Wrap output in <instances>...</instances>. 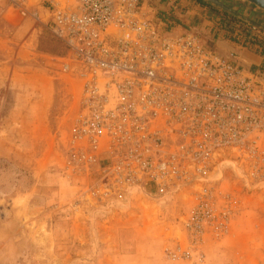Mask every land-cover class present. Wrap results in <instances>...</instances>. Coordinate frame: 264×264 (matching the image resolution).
Returning a JSON list of instances; mask_svg holds the SVG:
<instances>
[{
    "label": "built area",
    "instance_id": "2783aa9c",
    "mask_svg": "<svg viewBox=\"0 0 264 264\" xmlns=\"http://www.w3.org/2000/svg\"><path fill=\"white\" fill-rule=\"evenodd\" d=\"M5 1L31 15L27 0ZM63 1H49L45 25L67 47L61 71L82 86L67 170L96 175L94 197L146 183L159 195L190 191L189 236L228 232L232 199L218 204L215 179L235 161L249 179H264L261 75L193 32L166 30L141 0Z\"/></svg>",
    "mask_w": 264,
    "mask_h": 264
},
{
    "label": "rangeland",
    "instance_id": "374dc122",
    "mask_svg": "<svg viewBox=\"0 0 264 264\" xmlns=\"http://www.w3.org/2000/svg\"><path fill=\"white\" fill-rule=\"evenodd\" d=\"M49 1L27 0L31 15L26 17L9 2H0V27L7 32L14 33L25 22L41 24L35 13L44 25L37 46L25 45L28 53L17 56L9 47L12 54L0 52V78L8 80L6 90L0 91V264H264V179H249L245 163L227 164L225 176L215 179L218 204L222 207L226 198L232 199L228 232L208 233L200 240H193L185 226L195 207L190 191L159 195L153 183H146L120 195L103 194L100 186L94 197L88 188L101 185L96 175L67 170L82 86L76 76L61 71L67 47L45 25ZM220 1L228 9L214 6L234 13L236 19L198 0H141L165 29L193 32L224 58L235 52L238 62L261 75L264 83V59L255 62L244 55L249 50L264 58V19L255 15L258 7L246 0ZM223 42L232 43L233 50L221 48ZM45 67L48 71L42 70ZM39 77H47L53 87L49 122L55 144L50 147L32 146L21 130L22 115L11 114L17 91L23 94L19 107L31 104L33 92H38L31 86ZM240 232L251 234L258 244L240 253L232 242Z\"/></svg>",
    "mask_w": 264,
    "mask_h": 264
},
{
    "label": "crops",
    "instance_id": "0c3cea01",
    "mask_svg": "<svg viewBox=\"0 0 264 264\" xmlns=\"http://www.w3.org/2000/svg\"><path fill=\"white\" fill-rule=\"evenodd\" d=\"M255 10H258V12H255V15L256 14L260 15V17L264 19L263 10H260L258 8H255ZM41 11L42 10H40L39 8L40 14H42ZM260 17L258 19H260ZM0 19H1V15H0ZM254 19L255 18H252V20ZM47 20L48 18H46V20L44 21L46 22ZM43 29H44V25L42 24H37L35 26L34 23L25 22L20 28L16 29V31L14 32L15 34H14L12 32H7L5 28L0 27V52L5 50V52L7 51L8 55H10L11 52H9V49H8L9 47L11 48V51L17 53L16 54L17 56H19L21 53L22 54L28 53V51L26 50V46L27 45L33 46V47L37 46L38 38H40L39 36L42 33ZM46 33L47 32H45V34ZM13 34H14V37H12ZM25 38H27L26 41H24ZM8 42H11V44L8 45ZM232 45L233 44L230 42H223L221 43V48H225L224 50L228 52L230 50H233ZM245 52H244V55L248 57L249 59L255 60V62L256 61L259 62L264 59L262 56L257 54V52H251L249 50ZM33 60H36L37 63L35 64H38L37 58H33ZM35 66L38 67V65H35ZM34 70L36 71L37 69H34ZM42 70H47V68L45 67V69H42ZM14 77L15 75L13 73V75L11 76V81L9 82L10 84H8L10 89L14 85V81H15ZM0 79H2L0 80V91L3 88L6 90V82L8 81L7 78H0ZM30 80L36 83L35 82L36 80H33L31 78ZM26 82H30V81H26ZM37 83L38 84H34L33 86H31L33 90H37L38 92H35V93L33 92L34 100L31 101V104L27 107H19L20 96L23 94L22 93L20 94V92L17 91V96H16L17 102L15 101V105L12 109L11 114L14 116L18 114L22 115L23 118L20 121L21 130L26 131L27 133L25 135L26 139L31 140L32 146L50 147L52 144L53 145L55 144V139L51 137V132H50L51 124L49 122V114H50V111H49L50 110L49 109L50 100L49 99L52 98L53 87L47 77L46 78L39 77V81ZM43 92L47 93V98L45 97V94ZM15 121H17V119ZM13 122L14 121L12 120L11 125H13ZM261 235L262 234L258 233V236H261ZM233 237H234V241L232 240V242L237 244V246L239 247L237 248L240 253H241L240 249L246 250L248 247L250 248V246H253L254 244L256 246V244H258L259 242L258 240H255V238L253 239V236L251 234H246L242 232H240V234H237L235 236L233 235ZM244 254L246 253L244 252Z\"/></svg>",
    "mask_w": 264,
    "mask_h": 264
},
{
    "label": "water",
    "instance_id": "95a60500",
    "mask_svg": "<svg viewBox=\"0 0 264 264\" xmlns=\"http://www.w3.org/2000/svg\"><path fill=\"white\" fill-rule=\"evenodd\" d=\"M213 5H216L223 9H228L220 0H205ZM249 3L255 5L256 7L264 10V0H246Z\"/></svg>",
    "mask_w": 264,
    "mask_h": 264
},
{
    "label": "trees",
    "instance_id": "16d2710c",
    "mask_svg": "<svg viewBox=\"0 0 264 264\" xmlns=\"http://www.w3.org/2000/svg\"><path fill=\"white\" fill-rule=\"evenodd\" d=\"M198 2H199L202 6L207 7V8H210L211 10H216V11L222 12L223 15H224L226 18L236 19L234 13H232V12L225 11V10H223V9H219L218 7H216V6H214V5L210 4V3H208V2L205 1V0H198ZM166 30H168V29H166Z\"/></svg>",
    "mask_w": 264,
    "mask_h": 264
}]
</instances>
